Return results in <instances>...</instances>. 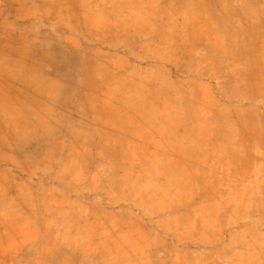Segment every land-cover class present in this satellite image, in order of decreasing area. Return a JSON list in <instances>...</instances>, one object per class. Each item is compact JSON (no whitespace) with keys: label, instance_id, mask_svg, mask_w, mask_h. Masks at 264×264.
<instances>
[{"label":"rangeland","instance_id":"374dc122","mask_svg":"<svg viewBox=\"0 0 264 264\" xmlns=\"http://www.w3.org/2000/svg\"><path fill=\"white\" fill-rule=\"evenodd\" d=\"M0 264H264V0H0Z\"/></svg>","mask_w":264,"mask_h":264},{"label":"crops","instance_id":"0c3cea01","mask_svg":"<svg viewBox=\"0 0 264 264\" xmlns=\"http://www.w3.org/2000/svg\"><path fill=\"white\" fill-rule=\"evenodd\" d=\"M194 100H195V105L197 106L196 110L199 109V113H202V111H204V113L208 116L223 111L225 106L231 104V102L218 97L195 98Z\"/></svg>","mask_w":264,"mask_h":264}]
</instances>
